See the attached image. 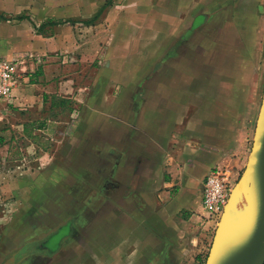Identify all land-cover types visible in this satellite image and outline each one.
Segmentation results:
<instances>
[{
    "label": "crops",
    "instance_id": "crops-1",
    "mask_svg": "<svg viewBox=\"0 0 264 264\" xmlns=\"http://www.w3.org/2000/svg\"><path fill=\"white\" fill-rule=\"evenodd\" d=\"M92 2L85 17L106 0ZM109 4L77 39L69 27L49 37L29 21H0V59L21 61L0 101V161L14 148L20 161L5 176L45 181L51 208L74 222L62 244L84 234L86 249L62 264H186L201 240L191 222L207 241L214 224L202 183L216 166L244 169L253 144L264 0ZM44 132V157L22 172ZM197 186L200 214L185 221Z\"/></svg>",
    "mask_w": 264,
    "mask_h": 264
},
{
    "label": "rangeland",
    "instance_id": "rangeland-1",
    "mask_svg": "<svg viewBox=\"0 0 264 264\" xmlns=\"http://www.w3.org/2000/svg\"><path fill=\"white\" fill-rule=\"evenodd\" d=\"M109 2L112 3V0H106L102 4V10L97 15L85 17L84 12L91 10L94 6L92 0H0V21H6L13 25L18 24V22L29 21L33 25H38H35V29L39 35L49 37H54L57 33L59 34L60 29L69 27L73 30L77 39L79 37L77 34L78 28L93 26L97 19L96 16L102 14L104 9L110 5ZM69 34L71 37L72 33ZM71 39L75 42L73 38ZM65 55L67 56V54ZM39 58L41 59V57ZM261 89L263 97L264 79ZM3 100L6 99H0V101ZM37 137L38 142L43 146L36 153H33L35 148L30 151L26 148L24 153L30 156L28 159L29 164L21 165L22 172L31 168L36 158L39 159L45 155V145L49 142L50 132L41 133ZM26 142L28 143V141ZM13 151L14 148L10 149L6 161H0V172H2L0 173V264H62L63 258L67 257L69 252L86 249L87 239L83 238L84 234L82 232L75 233L70 248L67 243L62 244V241L64 242L67 236L73 232V220L68 224L70 227H66L65 224L68 223V221H65L66 216L63 219L61 215L59 217L56 215L60 212L51 208L49 201L52 197L46 193L44 180L38 179V183L35 182V179H31V181L20 179L22 181H19L15 178H19L20 173H16L15 178L5 176L10 175L8 170H16L19 164L17 162L20 161L17 157V151ZM32 160L33 163L30 162ZM11 163L15 164L13 168L10 167ZM234 169L239 172V180L245 167L240 171L237 168ZM15 182L27 183V188L20 185L16 186ZM197 190L198 186L195 191V201L193 200L189 215L184 217L185 221L190 222L193 215L200 214V212L196 213L195 211L198 199L196 198ZM57 197L56 200L60 203L61 196ZM88 214L89 217H92L90 212ZM224 216L218 221V224L214 223L210 226L211 238L209 241L201 236V224L191 222L193 225V227L191 226L192 231L198 230L197 237H200L201 240L196 245L191 243V246L198 248V253L192 254L189 259H185L186 264L207 263L217 233L219 234L221 230L219 223L221 225ZM60 228H63L65 232L63 237L57 241L56 249H53L57 252L53 253V251L45 249V245L49 242L51 234L56 233ZM189 234L195 236L191 232ZM200 247L202 251H200Z\"/></svg>",
    "mask_w": 264,
    "mask_h": 264
},
{
    "label": "water",
    "instance_id": "water-1",
    "mask_svg": "<svg viewBox=\"0 0 264 264\" xmlns=\"http://www.w3.org/2000/svg\"><path fill=\"white\" fill-rule=\"evenodd\" d=\"M245 192L249 197L247 228L242 242L228 253L224 264H264V96L252 148L231 198ZM215 243L216 239L206 264H220L213 252Z\"/></svg>",
    "mask_w": 264,
    "mask_h": 264
},
{
    "label": "built area",
    "instance_id": "built-area-1",
    "mask_svg": "<svg viewBox=\"0 0 264 264\" xmlns=\"http://www.w3.org/2000/svg\"><path fill=\"white\" fill-rule=\"evenodd\" d=\"M19 59H0V99L12 96L18 85ZM239 172L229 166H216L205 178L200 188L202 208L208 220L218 224L233 194Z\"/></svg>",
    "mask_w": 264,
    "mask_h": 264
},
{
    "label": "bare ground",
    "instance_id": "bare-ground-1",
    "mask_svg": "<svg viewBox=\"0 0 264 264\" xmlns=\"http://www.w3.org/2000/svg\"><path fill=\"white\" fill-rule=\"evenodd\" d=\"M248 202L249 197L245 192L243 195H234L227 205L229 209L226 208L222 223L219 224L221 230L219 234L217 233L213 249L220 264L226 262L228 253L237 248L244 238L247 228Z\"/></svg>",
    "mask_w": 264,
    "mask_h": 264
},
{
    "label": "flooded vegetation",
    "instance_id": "flooded-vegetation-1",
    "mask_svg": "<svg viewBox=\"0 0 264 264\" xmlns=\"http://www.w3.org/2000/svg\"><path fill=\"white\" fill-rule=\"evenodd\" d=\"M64 232L65 231H63V228H60L56 233L54 232L53 234H51L49 242L46 243L45 245V249L51 252L53 251V253L57 252V251H54L53 249H56L55 248L56 243L63 237Z\"/></svg>",
    "mask_w": 264,
    "mask_h": 264
}]
</instances>
